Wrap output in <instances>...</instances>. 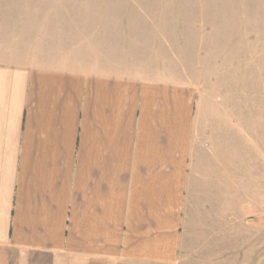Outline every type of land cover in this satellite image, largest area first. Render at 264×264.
Listing matches in <instances>:
<instances>
[{
  "label": "crops",
  "instance_id": "1",
  "mask_svg": "<svg viewBox=\"0 0 264 264\" xmlns=\"http://www.w3.org/2000/svg\"><path fill=\"white\" fill-rule=\"evenodd\" d=\"M127 0H0V264H183L194 86Z\"/></svg>",
  "mask_w": 264,
  "mask_h": 264
},
{
  "label": "rangeland",
  "instance_id": "2",
  "mask_svg": "<svg viewBox=\"0 0 264 264\" xmlns=\"http://www.w3.org/2000/svg\"><path fill=\"white\" fill-rule=\"evenodd\" d=\"M147 12L158 55L196 91L202 147L183 264H264V0H127Z\"/></svg>",
  "mask_w": 264,
  "mask_h": 264
}]
</instances>
